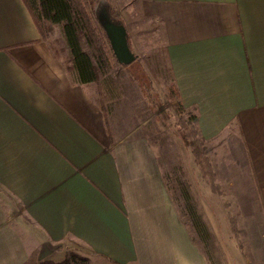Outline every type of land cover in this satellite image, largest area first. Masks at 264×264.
Wrapping results in <instances>:
<instances>
[{
	"label": "crops",
	"instance_id": "obj_1",
	"mask_svg": "<svg viewBox=\"0 0 264 264\" xmlns=\"http://www.w3.org/2000/svg\"><path fill=\"white\" fill-rule=\"evenodd\" d=\"M110 1L158 28L177 101L216 143L219 217L264 224V0ZM98 96L71 81L25 0H0V264L77 245L109 264H211L153 145ZM206 218L218 225L210 206Z\"/></svg>",
	"mask_w": 264,
	"mask_h": 264
},
{
	"label": "rangeland",
	"instance_id": "obj_2",
	"mask_svg": "<svg viewBox=\"0 0 264 264\" xmlns=\"http://www.w3.org/2000/svg\"><path fill=\"white\" fill-rule=\"evenodd\" d=\"M100 2L102 5L109 2L115 8L110 0ZM115 9L119 14L117 8ZM119 17L126 29L127 43L135 60L126 66L120 65L116 59H111L109 67L101 74L99 82L92 83L96 95H99L98 100L104 103L107 111L115 101L116 103L121 101L118 107L122 109L123 105L126 107L127 114L130 116L128 125L132 127L131 131L138 129L139 132L141 128L153 145L160 157L164 180L176 202L177 209L191 228L195 240L208 255L211 264H264L262 259L264 258L262 257L264 235H261L264 233V224L257 217H253V224L244 223L242 220H239L238 224L237 219H234L237 229L235 234L231 231L230 225H227L225 217H219L216 202L218 201L219 204L227 201L229 194L223 197L211 193L208 184L210 179L203 178L200 174L189 137L184 136V128L189 130L192 123H186L183 127L181 125L180 118L189 119L192 114L185 111L179 114L174 109V104L178 103L175 95L173 94L171 99L166 97L169 91L171 93L174 91V87L164 52V43L157 33L158 28L150 25L134 28L132 24L141 23L137 21L138 19L130 18L131 20L126 19L127 21L124 22L120 14ZM47 42L54 55L65 59L68 52L59 26H52ZM84 49L91 53L87 45H84ZM127 114L122 113V116ZM194 130L197 133L195 128ZM202 149V154L213 171L216 161H213L212 153L217 149L216 143L203 142ZM213 184H216L215 177ZM189 205L205 226V230H200L199 233L187 211ZM209 206L211 213L216 215L218 225L214 222V218L211 221L206 218ZM224 212L229 213V216H235L233 211L225 210ZM53 263L109 264L87 253L78 245L67 247L63 254L59 255V260Z\"/></svg>",
	"mask_w": 264,
	"mask_h": 264
},
{
	"label": "trees",
	"instance_id": "obj_3",
	"mask_svg": "<svg viewBox=\"0 0 264 264\" xmlns=\"http://www.w3.org/2000/svg\"><path fill=\"white\" fill-rule=\"evenodd\" d=\"M100 1L101 0H25L43 40H48L52 26H59L61 28L66 43V50L68 52L65 59H61L73 83H98L101 74L109 67L111 59H115L109 41L105 36V32L97 20V13L102 6ZM105 7L110 19L115 23L123 25L116 9L109 2L105 3ZM84 45H87L91 53L84 49ZM55 56L59 57V55L56 54ZM171 80L174 87L172 73ZM173 94L177 98V91L175 88L172 93L169 91L166 97L171 99ZM97 102L103 109L104 103H102L101 100H97ZM174 109L179 114L184 112L179 102L174 104ZM180 119L182 127L186 125V123H192L189 130L186 129V127L184 128V136L189 137L191 150L195 156V162L199 167L200 174L203 178L207 177L210 179L208 184L211 186L212 190L215 191V184H213L214 175L207 164L206 157L202 154L204 141L198 137L193 128L196 118L194 115H190L189 119ZM186 197L188 199L187 194ZM187 211L193 219V225L197 229V233H199L200 230H205L204 224L200 222V217H198V214L190 205ZM231 222L232 232L237 234L234 219H232ZM24 264L55 263H53V261H39L36 253H33Z\"/></svg>",
	"mask_w": 264,
	"mask_h": 264
},
{
	"label": "water",
	"instance_id": "obj_4",
	"mask_svg": "<svg viewBox=\"0 0 264 264\" xmlns=\"http://www.w3.org/2000/svg\"><path fill=\"white\" fill-rule=\"evenodd\" d=\"M97 20L105 32L116 61L120 65L126 66L133 63L135 56L128 46L126 29L122 24L115 23L110 19L105 5L100 7L97 13Z\"/></svg>",
	"mask_w": 264,
	"mask_h": 264
}]
</instances>
